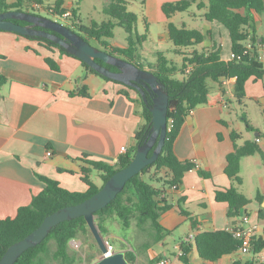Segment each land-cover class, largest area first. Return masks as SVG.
Wrapping results in <instances>:
<instances>
[{"label": "crops", "instance_id": "0c3cea01", "mask_svg": "<svg viewBox=\"0 0 264 264\" xmlns=\"http://www.w3.org/2000/svg\"><path fill=\"white\" fill-rule=\"evenodd\" d=\"M6 1L12 3L16 0ZM41 1L43 5H35L36 8L45 7L47 2V6H55L58 0ZM91 1L94 9L87 25L93 21L100 23L112 19L104 12L110 0ZM126 1L128 10L138 16V33L147 36L139 46L142 61L146 63L157 62L159 52L163 53L159 45L173 44L169 34L170 22L179 27L186 25L199 29L184 19L183 11L176 12L170 18L166 16L163 4L179 0ZM199 1L190 8H198ZM85 3L86 0H63L61 8L65 12L77 8V23H83L80 13ZM204 12L192 10L189 13L192 23L198 15L207 21L204 28L199 29L205 34V40L201 45L181 49L177 55L182 63L184 51L213 45L221 46L224 60L233 57L227 28L218 21H208ZM250 15L255 28H250L249 34L264 40V12L252 10ZM54 16L56 19H65L67 23L70 18L58 14ZM139 27L143 33L139 32ZM260 29H263L261 34L258 31ZM125 38V42L111 44L126 47L128 40ZM173 50L175 52V48ZM47 58H52L58 68H52ZM262 62L264 64V58ZM0 74L5 77L0 83V218L14 216L19 207L30 204L32 197L44 189L46 184L39 175L55 179L69 190L84 192L88 185L82 179V168L90 165L82 158L117 165L122 156L133 150L136 131L145 120L141 105L122 91L129 90L134 99L137 97L136 92L88 72L79 59L16 32L1 30ZM181 76L178 74V77ZM235 81V78L214 81L213 85H209L208 102L197 106L186 117L174 149L180 159L191 160L196 167L185 173L177 188L167 186L157 196V199L170 205L160 216L161 224L169 231L161 240L156 241L153 237L150 241L138 244L137 239V251L132 253L135 261L132 262L149 264L150 260L159 258V261L169 260L168 264H185L178 257L181 254V242L203 231L227 230L229 227L258 223L257 237L264 239V217L260 216L261 209L264 212V77L247 80L243 103L235 102ZM84 86H87V95L81 93ZM234 105L241 113L245 112L255 130H248L243 119L242 122L237 121L233 116ZM232 131L241 134L236 139L238 145L252 140L257 141L261 148L260 152L241 159V184H236L225 173L227 155L235 148ZM261 132L263 134L257 140ZM122 146H126L127 150L122 151ZM201 171L208 173V176L202 175ZM92 173L91 180L100 186L92 178ZM98 178L103 180L101 173ZM232 184L250 199L241 209V214L234 217L228 216V202L216 200V191ZM182 208L189 215L184 214ZM244 215L248 217V222L241 218ZM132 223L138 229L137 221L133 220ZM107 226L109 232L106 237L113 241L115 251H125L126 256L132 252L131 245L126 247L117 244V239L125 242L114 230L123 226L120 220L109 218ZM147 228L152 235L154 231L151 224H147ZM179 230H183V233L175 242L174 249H171L167 237ZM190 242L194 243V240ZM250 259L264 262V248L257 254L235 251L216 262L203 260L195 246L189 253V264H245Z\"/></svg>", "mask_w": 264, "mask_h": 264}, {"label": "trees", "instance_id": "16d2710c", "mask_svg": "<svg viewBox=\"0 0 264 264\" xmlns=\"http://www.w3.org/2000/svg\"><path fill=\"white\" fill-rule=\"evenodd\" d=\"M197 0H179L176 2H166L162 9L168 18L180 11L188 10ZM63 0H58L55 6H47L53 15H63L66 11L61 8ZM26 5H43L41 0H16L8 3L6 0H0V12L17 9ZM198 8L205 9L204 17L208 21H218L223 24L232 41V50L234 57L230 60H224L221 57V46L213 45L209 48L203 47L201 50L195 48L193 51L183 53V63L181 67L173 64L163 53L159 52L155 64L142 61V55L139 52V46L146 39V34L138 33V16L136 13L128 10L126 0H110L104 7V12L112 19L103 22L93 21L90 25L77 23L78 10L72 9L67 25L77 30L89 41V38L97 40L103 49L109 53L127 59L140 68L149 69L154 72L165 84L169 93L168 110V132L166 141L159 157L148 164L140 173L133 176L125 185V188L117 197L104 208L95 212L96 222L103 235H107L109 228L107 220L115 217L120 220L124 227H130L133 220L137 221V226L147 231V224H151L154 239L161 240L167 233L160 222L161 213L166 211L170 205L164 200L157 199L167 186L180 184L185 173L196 167L191 160L180 159L174 149L175 141L182 129L186 117L199 105L208 102L210 87L208 79L221 82L222 79L235 78L234 97L239 103H243L246 98V82L251 77H264V64L259 60V51L256 46L248 52H245V41L248 39L249 29L255 28L254 20L250 12H264L263 0H200ZM29 12V11H28ZM113 20H116L114 22ZM17 23L27 24L23 20H14ZM119 25L127 32L128 45L126 47L115 46L109 42V38L114 36V27ZM1 31V30H0ZM53 32L52 30H50ZM17 33V32H16ZM211 33V32H208ZM19 34V33H18ZM169 34L172 43L175 46V52L180 53L183 48L195 47L201 45L205 40L203 31L196 28H188L186 25L177 26L173 22L169 23ZM22 35V34H20ZM27 38L37 40L49 48H56L62 54L73 56L79 59L82 65L90 73H94L102 78L122 84L126 88L136 92L137 97H131L129 90L122 92L131 98L134 102L141 105L142 116L145 123L136 131V144L131 152L122 156L117 165H108L102 161L82 158L90 166H83L82 179L88 185L86 191H72L63 187L57 180L47 176L39 175L40 179L46 184L44 189L32 197L28 205L19 207L14 216L0 218V259L7 248L16 241L24 238L34 229H36L44 218L60 209L61 207L79 203L95 194L101 187L97 186L90 178V172L100 171L104 183L118 170L127 166L133 159L137 146L143 144L150 131V122L152 112L150 106L155 96L152 90L145 89L142 94L133 86L127 85L119 80L111 79L97 72L79 57L69 53L67 49L53 40L42 37L23 35ZM258 41L257 38L253 39ZM96 60L110 68L118 71V67L104 62L100 58ZM47 62L52 68H58L52 58H47ZM191 66V71L187 68ZM178 74L182 75L178 77ZM5 77L0 74V83ZM87 86H84L81 93L87 95ZM242 119L246 123V128L250 131L255 128L249 122L245 112H242ZM259 136L258 138L262 135ZM241 136L240 133L232 131L231 137L235 142V148L227 155V165L225 173L236 184L242 183L240 176L241 159L245 156L260 152L261 148L257 141L246 140L244 144L238 145L236 139ZM154 149V148H153ZM150 151V155L153 152ZM162 172H164L162 174ZM202 175L208 176V173L201 171ZM216 200L229 203L228 216L234 217L241 214V209L250 202V199L239 191L235 184L224 189L216 191ZM186 215L189 213L182 208ZM243 215V214H242ZM260 216L264 217L263 209ZM242 218V216H241ZM194 225L196 224L193 221ZM88 224L83 216L66 220L59 223L51 230L48 236L38 245L27 249L14 264H43L44 256H47L50 250V242L53 240L56 248L53 256L66 264L75 261V257L69 252V244L78 233L87 232ZM240 242L226 229L214 231H203L198 233L192 242H181L180 260L189 264V253L195 246L199 256L206 261L216 262L226 254L238 251ZM264 248V239L256 237L252 243L254 254L261 252ZM130 261H135L132 252L127 255ZM159 258L150 260L149 264H155ZM216 264V263H214ZM238 264V262H235ZM245 264H264L257 259H250Z\"/></svg>", "mask_w": 264, "mask_h": 264}, {"label": "water", "instance_id": "95a60500", "mask_svg": "<svg viewBox=\"0 0 264 264\" xmlns=\"http://www.w3.org/2000/svg\"><path fill=\"white\" fill-rule=\"evenodd\" d=\"M15 19L28 23H17L14 21ZM0 30L49 38L65 47L69 53L85 61L100 74L133 86L142 94L145 93V89L152 90L155 94L153 103L149 107L152 112L149 135L143 144L137 146L131 162L115 172L92 196L79 203L61 207L48 214L36 229L7 248L0 259V264H14L27 249L41 243L59 223L80 216L85 218L102 252V257L94 264H136L127 258L125 251H114L111 254H106L108 249L105 236L98 227L95 212L112 202L125 188L129 179L140 173L148 164L159 157L169 128L168 110L170 96L165 84L151 70L140 68L127 59L92 45L79 31L52 18L23 10L10 9L0 12ZM96 58L118 67L119 70H111L99 63ZM152 149L153 152L150 155L149 153Z\"/></svg>", "mask_w": 264, "mask_h": 264}, {"label": "rangeland", "instance_id": "374dc122", "mask_svg": "<svg viewBox=\"0 0 264 264\" xmlns=\"http://www.w3.org/2000/svg\"><path fill=\"white\" fill-rule=\"evenodd\" d=\"M48 4H49V2H47L46 6L43 8H36V7L31 6V5L24 4L21 7V9H23V11H26V12L29 11V13L45 16L48 18H52V19L58 20L59 22H61L63 24H67V21L65 19H62V18L56 19L55 18V16L48 10V8H46ZM50 4H51V2H50ZM93 9H94L93 1L86 0V3L84 4L83 8L81 9V13H80L81 17H82V22L84 24L89 23L88 19L91 17V14L93 13ZM192 10L195 12H198V13L204 12L203 9H199L197 7H192L187 11H183L184 12L183 14L185 16L184 19L186 21H188V23H191L193 25V27L203 29L205 26V23L207 21L205 19L201 18L202 16L198 15L196 17V19L193 18V19H195L193 21V23L190 22V20L192 19V16H190L189 13ZM175 21L178 23L176 18H175ZM139 28H140L139 32L143 33V29H141V27H139ZM113 31H114V38H109L110 43L125 42V40H126L125 37H127V32L125 31V29L123 27L116 26V27H114ZM258 31H259V34H261L263 29H260ZM89 42L92 45L103 49V46L97 40H95L93 38H89ZM173 48H175L174 45L170 44V43H168V44L162 43L161 45H159V49L161 51H163V53L171 60V62L173 64H175L176 66L181 67L182 61H180V59H178L179 56L177 55V53L174 52ZM188 52H190V51H184V53H188ZM208 83L211 86L214 84V81L209 78ZM235 102H237V100H235ZM236 106L237 105H234L235 109L233 112V116L237 119V121L242 122L241 110L239 108L237 110ZM252 136H253V134H252ZM98 174H100V171L93 170L92 178L97 180L99 182V185L101 186L103 184V180L98 178ZM113 228H114V226H113ZM114 230L117 231V233H119L125 239V242L117 239L118 246L125 245L126 247L127 246L129 247V245H131V247L133 248L131 250L132 253H136V251H137V249H136L137 239H139L138 244H141L142 242L150 241L153 238V236L151 235V232L149 230L143 231L139 227H138V229H136V225L134 223H132V225L130 227L122 226L121 229L120 228H117V229L114 228ZM181 233H183V230H179L177 232H174L167 237V243L170 245L169 247L171 249H174L173 246H174L175 242H177L180 239V235H182ZM104 236L106 237V235H104ZM109 240L113 243V241L110 238H109ZM128 242H129V244H128ZM55 248H56V244L52 240L50 242L49 253L47 256H44L43 264H66V263L62 262L60 259H57L53 256V252H54ZM114 248H116V246H114ZM69 252L71 253V255H73L75 257V261L71 264H94L99 258L102 257V252H101L100 246H99L96 238L94 237L93 233L90 231V229L87 232L78 233V235L70 241Z\"/></svg>", "mask_w": 264, "mask_h": 264}, {"label": "built area", "instance_id": "2783aa9c", "mask_svg": "<svg viewBox=\"0 0 264 264\" xmlns=\"http://www.w3.org/2000/svg\"><path fill=\"white\" fill-rule=\"evenodd\" d=\"M65 18L71 16V12H65L63 14ZM255 37L252 35H248V39L245 41V52H248L254 48V46L257 47L259 51V60H263L264 58V40H258L254 41ZM234 57V54H233ZM232 57V58H233ZM191 66L187 68V72L191 71ZM259 140V138H257ZM127 148L126 146H122V151H126ZM178 185L174 184L173 188H177ZM242 219L245 222H248V217L246 215L242 216ZM259 224L258 223H250L249 225L242 227V226H237V227H229L227 230L231 232V234L240 242V245L238 247V251L241 252L242 254H250L253 253L252 250V243L254 239L257 237V231H258ZM195 236H188L184 239L186 242H190L194 240ZM106 240V246H107V253L106 254H111L112 252L115 251L113 243L109 240L108 237H105ZM169 260L162 259L158 262V264H168Z\"/></svg>", "mask_w": 264, "mask_h": 264}]
</instances>
